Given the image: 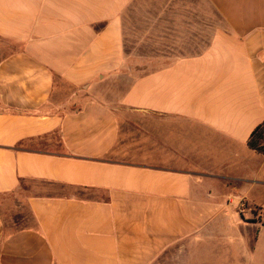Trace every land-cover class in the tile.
<instances>
[{"label": "crops", "instance_id": "0c3cea01", "mask_svg": "<svg viewBox=\"0 0 264 264\" xmlns=\"http://www.w3.org/2000/svg\"><path fill=\"white\" fill-rule=\"evenodd\" d=\"M262 123L264 0H0V264H256Z\"/></svg>", "mask_w": 264, "mask_h": 264}, {"label": "rangeland", "instance_id": "374dc122", "mask_svg": "<svg viewBox=\"0 0 264 264\" xmlns=\"http://www.w3.org/2000/svg\"><path fill=\"white\" fill-rule=\"evenodd\" d=\"M96 89H97V85H94L88 92H86V94H83L80 92V95L83 97L82 98L80 96L81 100H88V99L94 98ZM72 94L73 92L71 90L64 92V96L66 99L69 98ZM218 189L220 192L224 191V188L221 186ZM245 192L247 193L248 201L250 200L252 202L253 201L260 202V203L262 202L264 205V185L262 184L251 185V188H246ZM225 205L226 204L224 203L221 204V206H225ZM242 210L245 211L246 222L248 223H254V222H259V221L264 222V212L259 208V206L251 204L250 202H246L242 204ZM26 221L28 223L27 225L30 224L34 226V222L31 221L30 219H26ZM257 229L258 228L256 226H250L248 228H240V230H237V232L238 234H240L242 240L246 239L247 242H250L251 244L252 240L257 234L256 233ZM260 239H262V242L264 243V232H263V235H261ZM255 258H256L255 259L256 264H258V262L259 264H264V246L261 249V251L257 253ZM200 260H202V258ZM204 260L206 261L205 264L206 263L212 264V262H209L206 260V257L204 258Z\"/></svg>", "mask_w": 264, "mask_h": 264}, {"label": "trees", "instance_id": "16d2710c", "mask_svg": "<svg viewBox=\"0 0 264 264\" xmlns=\"http://www.w3.org/2000/svg\"><path fill=\"white\" fill-rule=\"evenodd\" d=\"M248 146L250 149L264 155V123L254 130L248 142Z\"/></svg>", "mask_w": 264, "mask_h": 264}]
</instances>
